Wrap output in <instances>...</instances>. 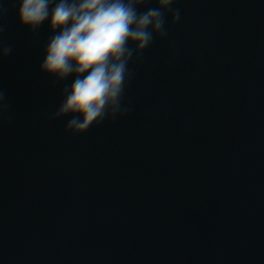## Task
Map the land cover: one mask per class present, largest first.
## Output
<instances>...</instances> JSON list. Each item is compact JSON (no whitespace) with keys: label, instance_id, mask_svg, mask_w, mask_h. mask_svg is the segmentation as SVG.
<instances>
[{"label":"clouds","instance_id":"9594fccd","mask_svg":"<svg viewBox=\"0 0 264 264\" xmlns=\"http://www.w3.org/2000/svg\"><path fill=\"white\" fill-rule=\"evenodd\" d=\"M152 0H19L18 22L37 33L48 22L52 35L45 48L40 72L62 83L63 100L51 119L71 116L65 131L85 133L105 118H115L128 109L121 107L125 85L132 73L128 65L138 60L154 38L167 35L166 15L172 24L180 20V10H172L175 0H156V7L139 12ZM0 32L3 28L0 27ZM12 52L0 46V59ZM4 93L0 92V101ZM6 107V106H5Z\"/></svg>","mask_w":264,"mask_h":264}]
</instances>
